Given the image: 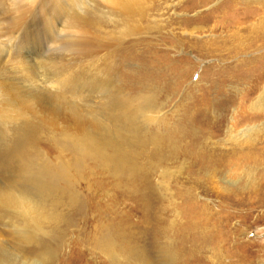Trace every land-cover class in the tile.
<instances>
[{"label": "rangeland", "instance_id": "rangeland-1", "mask_svg": "<svg viewBox=\"0 0 264 264\" xmlns=\"http://www.w3.org/2000/svg\"><path fill=\"white\" fill-rule=\"evenodd\" d=\"M144 7L145 18L130 22L117 15L106 0H0V77L7 76L19 96L32 95L35 103V92L50 93V98L55 93L65 91L66 96H69L72 92L69 88L75 87L77 94L83 96V100L76 102L88 115L92 114L96 106L116 111L113 96H117L118 88L131 96L150 92L164 108L160 115H155L157 121L167 122L158 131L163 135L169 133L178 120L197 122L202 112L218 110V120L223 119L224 122L210 128V138L215 142L213 146L226 152L230 150L231 142H236L238 146L247 142L249 147L257 149V139L249 141L247 131L258 133L255 136L260 139L264 136V96L259 105L258 99L263 91L256 90L264 83V35L256 39L251 34L256 30L252 26H256L258 18L264 14L261 5L244 0H152ZM244 10L253 14V20L247 23L253 24L250 28L248 25L237 27L235 23L238 14ZM68 15L79 16V26L93 34L100 32L112 45L99 53L96 66L98 73L85 67L86 70L82 68L75 71L78 78L69 88L46 86L44 81L53 69L44 65L57 60L72 63L77 57V53L71 52L69 48L76 30L66 27ZM129 24L140 27L141 32L134 35L127 32ZM235 33L239 35L236 41L232 38ZM204 40L207 41L206 45L202 43ZM221 41L226 42L227 46ZM240 60L249 62L236 65L235 61ZM115 63H118V68L111 70ZM79 75H83V78ZM108 83H112L111 87L116 90L114 88L109 94L93 90L109 88ZM6 89H0V92ZM246 99L250 107L246 106ZM1 100L0 168L7 164V171L4 168L0 170V188L6 189L18 180L17 170L8 163L11 158H17L14 155H19L18 148L21 151L23 145H32L39 152L40 161L51 162L55 166L59 159L57 148L69 135L74 133L75 138L83 133L56 126L57 122L50 123L58 116L54 109L46 110L45 115L35 114L33 110L26 112L33 109L28 107L15 115L14 109ZM100 115L102 113L98 114L101 118ZM102 120L107 122L103 116ZM150 128V132L157 129L152 125ZM26 129L29 134H41L42 140L34 143L29 139L22 140V132L25 134ZM261 150H254L258 154L249 158V164L243 167L231 164V161L236 164L241 158L233 159L225 155L224 159H218L223 168L220 176L214 180L207 179L208 183L203 181L196 184L190 193L185 192V188L193 186L188 182L191 180L188 177L193 174V170H197L198 163L177 157L163 159L160 168L168 171L169 191L165 193L166 196H160V200L166 210L163 211L162 205L151 195L152 201L144 208V214L155 221L159 213L160 218L166 221L165 227L174 224L175 237L171 240L182 255L174 264H264V145ZM64 159L69 160V156H64ZM80 176L76 189L81 193L83 208L87 213L83 221L91 223L80 226L83 233L88 235L89 229L92 226L95 228L96 222L103 219L105 212L109 213L106 206L113 196L109 197L103 191L107 183L99 166L86 163ZM151 180L152 183L153 180L154 183L159 182L160 173H154ZM87 181L93 185L94 192H82ZM237 189L241 192L235 193ZM133 208L129 207L128 211ZM125 209L121 211L125 212ZM62 213L69 214L66 210ZM141 219L142 212L134 215L132 222L137 223ZM4 224L0 222V242L9 244L17 255L24 253L25 249L13 234V229L7 223ZM144 240L145 243L146 240L147 243L151 242L147 236H144ZM73 255L76 257L73 264H85L77 250H74ZM96 257L102 262L96 259L87 264H104L103 256ZM44 263V260L41 261V264Z\"/></svg>", "mask_w": 264, "mask_h": 264}, {"label": "bare ground", "instance_id": "bare-ground-1", "mask_svg": "<svg viewBox=\"0 0 264 264\" xmlns=\"http://www.w3.org/2000/svg\"><path fill=\"white\" fill-rule=\"evenodd\" d=\"M150 1L152 0H106L112 10L118 13L117 15L130 22L146 15L144 6ZM244 2L261 5L264 12V0H244ZM244 11L246 13H237L239 15V18L235 20L237 27L247 26V23L253 20V14L248 10ZM55 12L57 13V11ZM78 17L68 15L66 20V27L76 30L69 48L71 52L77 53V57L72 63L57 60L44 65L46 68L53 69V73L49 71L51 75L44 81L46 86L59 85L69 88L76 80L75 78H78L75 71L82 68L86 70L85 67L94 73H98V67L96 68L99 61L98 55L104 48H108V45H112L106 37L100 35V32L93 34L79 26L81 19ZM255 24L256 26H252L253 24L248 26L249 28L251 26L256 28L255 33L251 32V34L258 39V36L264 35V14L260 15ZM129 25L126 29L132 35L140 33L142 30L136 25ZM8 34L10 33L8 32ZM238 36V33H235L232 38L235 40L238 39ZM206 42L205 40L202 41L205 45ZM221 42L226 44L224 41ZM235 62L236 65H239L247 62V60ZM116 68H118V63L113 64L111 70ZM79 76L82 77L83 75ZM6 77H0V89H6L8 86L10 89H6L5 92L3 91L4 93L0 92V97L3 99L0 100L6 106L14 109L15 115L28 107L33 109L26 112L33 110L35 114H45L46 110L54 109L58 116H55L50 123L57 122L56 126L67 127L83 134L73 138V133V135H67V140L62 139L64 142L57 148L59 159L55 166L51 162L40 161L39 159L42 158L39 152L35 151L29 144L23 145L24 148L21 151L18 148L17 154L19 155H14L17 158L10 160L9 157L11 162L8 163L12 166L8 165L17 170L18 180L12 183V187L10 185L6 189L0 188V222L7 223L6 225L13 229V234L19 239V243L22 244L25 251L17 255L9 244L1 241L0 264H41L43 260L45 261L44 264H57L58 261L59 264H65L66 261H68L67 264H73L76 259L73 255L74 250L78 251L82 263L85 264L99 259L96 255L104 257V264H174L175 261L177 262L182 258L179 250L176 249L177 247L174 248L173 240H171L175 234L173 232L174 224L165 227L166 221L160 218L159 213H157L155 221L150 220L144 214V208L148 207L152 201L150 200L151 195L154 196V200L157 199L158 203L162 205V210H166L160 200V196L162 197L169 191L168 171L160 168L163 159L177 157L182 160L192 159V162L198 163L199 169L197 168L195 172L193 170V174L188 177L191 179L188 182H191L193 186L184 187L185 192L190 193L191 188L194 190L196 184L203 181L208 183L209 180H214L220 176L223 168L219 165L220 160L218 159H224L225 155H229L228 157L233 159L241 158L236 164L233 161L231 164L240 167L247 166L244 164H249L248 159L258 154L256 152L255 154L254 150H261L264 145V136L260 139L257 137L258 133L254 134L252 131H247L249 141L257 139V149L249 147L246 141L245 145L242 146H238L236 142H231L230 150L226 152L214 147L215 142L210 138V128L221 121L224 122V120H218V110L212 109L202 112L197 122L176 121L177 125L169 133L163 135L158 131H161L160 129L166 126L167 122L165 120L157 121L156 116L160 115L164 108L155 96L149 94L150 92L131 96V94L127 95L121 92L118 88L115 94L117 96H113L115 98L113 105L116 111L111 112L107 107L96 106L98 111L94 108L92 114L88 115L76 102L83 96L77 94L75 87L69 88L72 91L69 96H66L65 91H61L59 94L55 93V96L50 98L48 96L50 93L35 92L37 97L35 103V100L31 98L32 95H30L31 97L19 96L14 85ZM111 85L112 83L106 89L100 87L101 89L93 88V90L109 94L115 88ZM259 89L263 91L260 100L258 99L260 105L264 96V83L259 85L256 90ZM123 94L125 95L122 97L118 96ZM69 98L72 100L69 101ZM245 101L246 106L250 107L249 100L246 99ZM99 113H102L103 118L107 119L106 123L102 120L101 115V118L98 116ZM151 125L157 128L153 132L149 131ZM230 137L232 138V136ZM23 139H29L34 143L41 141L42 135L38 133L29 134L26 129L25 134L22 132ZM63 144L66 145L63 146ZM64 151L67 153L64 154ZM67 155L69 160L64 159V156ZM32 160L35 162L31 163ZM86 163H94V166L100 167L107 183L103 191H106L105 195L113 196L112 200H108L109 205L106 206L109 213L105 212L103 219L96 222L95 228L92 226V229H89L88 235L86 232L83 233L80 226H84L88 221H83L87 213L83 208L81 193L78 191L79 189H76L81 179L80 171ZM2 168H7V164L6 166L3 165ZM154 173H160L161 180L159 182L154 183L153 180L152 183V180L150 181ZM4 176L6 177V174ZM207 179L209 180L207 181ZM88 181L82 189L83 193L94 192L93 185ZM7 184L9 185V183ZM236 191L235 193L241 192L240 189ZM97 193L101 192L98 191ZM99 199H101L100 196ZM129 207L134 208L128 211ZM124 208H126L125 212H122L121 210ZM64 210L68 211L69 214L64 215L62 213ZM140 212L143 213V219L137 223L132 222L134 215H138ZM78 228L80 229L77 231H70ZM144 236H147L151 242L147 243L146 240L145 243ZM99 261L102 262L100 259Z\"/></svg>", "mask_w": 264, "mask_h": 264}]
</instances>
